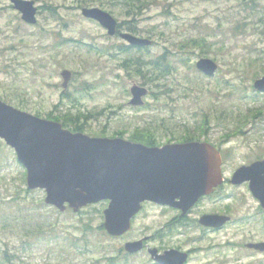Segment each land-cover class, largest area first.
Returning a JSON list of instances; mask_svg holds the SVG:
<instances>
[{
  "label": "rangeland",
  "instance_id": "374dc122",
  "mask_svg": "<svg viewBox=\"0 0 264 264\" xmlns=\"http://www.w3.org/2000/svg\"><path fill=\"white\" fill-rule=\"evenodd\" d=\"M69 3L70 0H65V4ZM35 4L43 5V0H37ZM6 5H10V0H0L1 100L31 114L39 109L43 117L48 111L60 113L62 108H69L73 113H87V119L79 117V120H67V123L77 122L83 127L82 132L89 136L104 133L105 137H118L122 131V138L127 139L136 126L149 125L154 127L155 138L162 145L172 136L178 137L188 127L199 133L201 140L208 139L221 150H232L228 157L229 168L236 167L244 160L254 159L258 151L264 150V92L253 88V77H260L264 73V57L255 60L261 57L259 50L264 49V0H155L145 7L141 19L137 21L135 35H152L153 42L141 50L131 48L132 53L141 55L147 61L150 56L162 53L165 47L172 51L179 41L200 33L204 35L206 29L213 33L209 38L216 41L207 51V56L191 55L190 64L199 57L215 56L219 69L212 76H206L176 60L178 70L169 73L160 81V88H155V91L161 92L158 94L160 100L156 101L149 91L142 106L129 104V89L132 83L141 85L142 78L133 72L128 74L120 65L125 57L120 49L122 44L127 43L119 36L107 35L96 21L83 18L78 9L60 8L59 19L51 17L50 12L44 9L37 12L35 24H26L16 10ZM64 19H67L68 28L61 31V36L78 40L81 45L69 43L63 46L56 59L48 58V64L40 67L39 56L48 55L46 51L52 42L51 33L60 29L59 24ZM205 24L210 28H204ZM152 25H156V29L148 31L147 28ZM42 28L44 31H41ZM92 43L99 47V51H89ZM106 49L114 55L106 52ZM25 53L30 55L26 56ZM31 56H37L36 60ZM64 68L72 72L67 87L71 96L62 97L64 100H61L60 71ZM143 68L146 71V65ZM18 99L26 101L29 109L16 106ZM204 113H207L209 120L207 129L201 132L196 126ZM243 115L249 116L243 125L244 133L228 137L230 140L222 146V135L226 131L238 130L237 119ZM0 146V208H3L7 205L4 200H12L19 187L24 188L26 184L22 179L23 168L13 149L3 141ZM230 190L240 191L239 188ZM44 196V191L40 189L29 193L19 191L17 202L23 206L24 214L40 212L42 219L48 223L58 219L60 228L57 232L61 236L82 237V228L76 229L74 226L83 222L90 225L93 229L88 233V251L76 256L74 261L69 260L72 256L64 261L66 252L61 255L60 248L66 245L62 246L57 239L52 243L51 251L43 242L22 252L16 230L22 233L23 226L13 223L12 232L0 228V250L7 247L9 253L20 251V255L13 258L14 264H73L84 263L85 260H100L99 264H107L108 260L104 257L116 255L115 264H123L126 233L114 237L96 229L103 222L105 202L84 207L80 214L66 212L57 216L54 209L44 202L40 206ZM245 197L249 198L250 195L246 193ZM15 207L16 202H12L11 209L15 210ZM147 211L149 217L139 216L132 237L141 236L138 234L144 224L149 226L148 234L160 230V219L156 217L158 207H148ZM241 212L242 208L236 214ZM240 226L249 228L240 222L235 223L228 227L226 236L236 238ZM228 254L235 255L233 250H228Z\"/></svg>",
  "mask_w": 264,
  "mask_h": 264
},
{
  "label": "water",
  "instance_id": "95a60500",
  "mask_svg": "<svg viewBox=\"0 0 264 264\" xmlns=\"http://www.w3.org/2000/svg\"><path fill=\"white\" fill-rule=\"evenodd\" d=\"M23 22L36 23L34 0H10ZM85 18L97 21L108 35L117 31L116 19L99 7H83ZM120 37L131 45L147 46L151 40L129 32ZM196 68L212 75L218 64L201 57ZM65 89L71 71L60 72ZM264 91V74L254 81ZM147 88L133 84L129 103L142 105ZM0 138L11 146L18 161L26 169L28 188L44 189V201L64 211L66 206L77 211L87 204L107 200L103 210V226L108 234L120 235L130 227V219L145 200L169 204L186 211L204 193L220 181V154L210 143L185 141L148 146L120 137L89 136L72 132L57 121L40 118L0 100ZM249 180L250 190L264 205V160L239 167L232 181ZM178 198V201L175 199ZM229 217L206 215L202 223L219 226ZM142 247L141 240L127 242L125 249L134 252ZM163 264H181L183 258L171 249L163 255L151 251ZM177 260H180L177 262Z\"/></svg>",
  "mask_w": 264,
  "mask_h": 264
},
{
  "label": "trees",
  "instance_id": "16d2710c",
  "mask_svg": "<svg viewBox=\"0 0 264 264\" xmlns=\"http://www.w3.org/2000/svg\"><path fill=\"white\" fill-rule=\"evenodd\" d=\"M37 1V0H35ZM155 0H70L69 4H65V0L62 2H54L52 0H43V5L38 6V12L47 10L50 12L51 17H57V15H60V8L66 7L68 9L72 10H80L83 7H92L97 6L99 8H102L104 10H107L115 18L119 21L117 24L118 29L120 30H127L133 34L137 33V27L138 23L137 21L141 19L143 14V9L147 6H149L150 3H153ZM240 2L244 0H239ZM7 7H12L11 5H6ZM5 9V6H4ZM81 15V13H80ZM82 16V15H81ZM61 16H58L59 19ZM83 17V16H82ZM84 18V17H83ZM60 29L56 33H51L52 42L49 46L48 53L43 54L46 55L44 57L39 56V66L45 67L48 64V58H54L56 59L58 55H60L61 48L69 43H75L78 45H81L78 40H74L72 38H66L61 36V31L68 28V22L67 19H64L62 23L59 24ZM156 25H152L151 27L147 28L148 31H154L156 29ZM204 28H210L209 25L205 24ZM237 28H239V24H237ZM41 31H44L42 28ZM260 31V33H262ZM42 34H45L44 32H41ZM162 35L164 32H160ZM213 33L207 31L205 29V34H198L197 36H190L187 39H184L182 41H179L174 45V48L172 51H169L167 47L164 48V51L157 56H150L147 61L143 60L141 55H136L131 52V47H125L122 45V48L120 49L122 53L125 54V57L121 60L120 65L124 67L128 74L133 72L135 75H139L141 79V85H146L149 89L150 93H152L153 97L156 99V101L160 100V97L158 96V91H155V88H160L161 84L160 81L165 78L169 73L176 72L178 70L177 65L175 64L176 60L181 61L183 64H185L188 68L193 69L196 73H199L198 70L195 69L194 63L190 64L191 61V55H197V56H207V51L212 47V44L215 43L216 40H212L209 37L212 36ZM149 38L152 37V35H148ZM121 46V45H120ZM97 52L99 51V47L96 44H90L89 45V51ZM198 50V52H196ZM259 50V49H258ZM106 52H110L109 49L105 50ZM104 52L101 51L100 53ZM30 53V52H29ZM112 55L113 52H110ZM259 54H264V49L259 50ZM24 55L28 56L30 54L25 53ZM32 55V52H31ZM37 57V56H36ZM31 56L32 59L36 60L35 58ZM215 61H217V58L215 56L212 57ZM263 58V56H262ZM144 65H146V71L144 70ZM130 70V71H129ZM62 97L70 98L71 93L65 92L61 94ZM7 99L8 97H4ZM62 100V99H61ZM11 101V99H10ZM166 103V102H165ZM152 104V103H151ZM16 106H19L20 108L29 109L28 103L26 101L18 99V102L16 103ZM35 114L38 116H42L41 111L39 109L35 110ZM89 114L83 113L78 111L77 113H73L71 109H61L60 113H54L53 111H48L45 113L44 117L48 119L53 120H60L62 122V125L64 127H67L73 131H83V127L78 124L75 121H72L71 123L73 126H70L71 124L67 123V120H79V117L87 119ZM248 115H243L242 117H238V125L235 131L228 132L229 135H237L239 133H242L243 125L245 124L246 120H248ZM209 117L207 113L203 114V119L201 122L196 126V128H199L200 131H205L208 126ZM185 128V126H183ZM154 127L152 128L149 125L146 126H136L133 128V130L129 133L127 136V139L143 143L146 145H160V143L155 138V131ZM196 131L191 130L190 128H186L178 137H171L167 140V142L175 140L176 142H181L185 140H201L199 137V133H195ZM100 136L105 135L104 133H100ZM119 136L122 137L123 132L121 131L118 133ZM208 141V139H204ZM25 174L26 172L22 171V179L25 183ZM19 191H24L25 193L33 192L32 190L28 189L27 187L20 188ZM19 191L16 192V195L12 198V200H4V203L7 204L5 207L0 208V228L5 230H9L10 232L12 229V224H22L23 231L20 233L16 230V234L18 238L21 240V250L22 252H26L32 249V246L35 244H41L45 242V245L49 248V251L52 250L51 247H53L52 243L57 242V239L59 240V243H62V246L60 250H62L61 255H63V252H66L65 257L63 258L64 261L67 257H69V260L74 261L75 257L78 255L84 254L86 251H88V233L92 231V227L90 225H87L85 222L82 223V225H75L76 229H80L81 233H83L84 236L77 237L73 236L70 237L69 235H63L61 236L57 231L60 228L58 225L59 220L55 219L54 222H47L46 219H42V214L40 212L36 213L35 211H29V213H23V206L19 202H17V199H19ZM16 202L15 210L11 209V203ZM43 201H40V206H43ZM40 208V207H38ZM54 211L57 213V216H61L62 213L58 212L54 209ZM28 212V211H27ZM31 212V213H30ZM52 217L51 215H49ZM82 218L79 220L81 221ZM96 229L100 230L103 234L106 235V232L104 231V228L102 226V223L96 227ZM60 237H62V240H60ZM81 243L83 244L81 246ZM69 244V245H68ZM23 247V249H22ZM18 250V249H17ZM16 255H20L19 252L15 253H9L8 248L5 247L4 249L0 250V264H14L13 258L16 257ZM113 260V259H110ZM99 264L100 260H93V261H87L85 260L84 263L82 262H75L73 264Z\"/></svg>",
  "mask_w": 264,
  "mask_h": 264
},
{
  "label": "flooded vegetation",
  "instance_id": "af4514ba",
  "mask_svg": "<svg viewBox=\"0 0 264 264\" xmlns=\"http://www.w3.org/2000/svg\"><path fill=\"white\" fill-rule=\"evenodd\" d=\"M118 34L120 32L115 36H119ZM131 48L141 50L143 47ZM223 140L222 146L230 139H225L223 136ZM226 149H219L220 183L209 194L201 195L186 211L178 206L161 205L151 201L142 202L141 210L131 219L125 241L141 240L142 247L134 252L126 251L123 264H162L154 260L155 256L151 251L155 250L156 254L162 255L170 249L178 251L181 258L184 253L181 264H264V205L259 198L253 196L249 180L240 183L232 181L233 173L240 165L264 160V150L258 151L254 159L244 160L236 167L229 168L227 163L232 150ZM229 188H239L240 191L229 192ZM246 193L250 195L249 198L245 197ZM155 206L158 207L156 217L160 219V230L148 234L149 226L144 224V228L142 227L138 234L141 236L132 237L139 216L149 217L147 208ZM240 208L242 212L236 214ZM206 215L228 216L229 219L219 226H210L201 221ZM238 222L248 225L249 228L240 226L237 228L236 238H228L226 236L228 227ZM228 250L230 252L233 250L235 255L228 254ZM112 264H115L114 261Z\"/></svg>",
  "mask_w": 264,
  "mask_h": 264
}]
</instances>
